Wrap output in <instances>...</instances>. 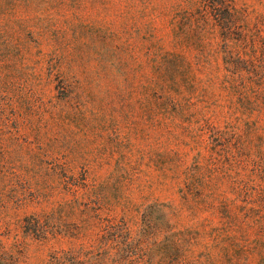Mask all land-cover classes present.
<instances>
[{"label": "rangeland", "instance_id": "rangeland-1", "mask_svg": "<svg viewBox=\"0 0 264 264\" xmlns=\"http://www.w3.org/2000/svg\"><path fill=\"white\" fill-rule=\"evenodd\" d=\"M199 1L0 0V240L26 264L93 239L98 216L135 229L153 203L180 206L176 233L143 264H264V102L185 24ZM231 1L263 45L264 0ZM207 120L231 130L183 201ZM33 214L55 241L24 235Z\"/></svg>", "mask_w": 264, "mask_h": 264}, {"label": "trees", "instance_id": "trees-1", "mask_svg": "<svg viewBox=\"0 0 264 264\" xmlns=\"http://www.w3.org/2000/svg\"><path fill=\"white\" fill-rule=\"evenodd\" d=\"M184 21L191 31H199L201 38L211 36L217 41L215 46L223 63V81L231 87L240 82L246 94L252 91L264 102V44L257 43L261 39L262 25L250 28L245 11L236 8L231 0H200L195 9L187 11ZM166 57L186 60L175 52L167 53ZM205 124L206 153L200 164L184 171L183 201L188 200L191 186L201 191L200 184L195 182L197 172L203 170L200 175L204 177L205 172L213 171L222 156V141L226 142L231 130L229 123L219 127L207 120ZM179 207L164 203L146 205L140 211V221L135 229L123 219L115 221L98 216V232L93 239L79 245L54 248L40 264H143L149 258L147 242L156 241L158 235L176 233H170L169 214ZM154 214L158 215L157 219ZM22 227L25 236L41 243L57 239V232L44 228L39 215L27 216ZM18 247L0 240V264H26Z\"/></svg>", "mask_w": 264, "mask_h": 264}]
</instances>
